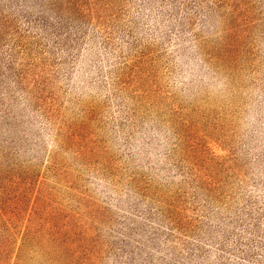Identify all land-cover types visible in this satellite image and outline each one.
<instances>
[{"label": "rangeland", "instance_id": "rangeland-1", "mask_svg": "<svg viewBox=\"0 0 264 264\" xmlns=\"http://www.w3.org/2000/svg\"><path fill=\"white\" fill-rule=\"evenodd\" d=\"M0 264H264V0H0Z\"/></svg>", "mask_w": 264, "mask_h": 264}]
</instances>
